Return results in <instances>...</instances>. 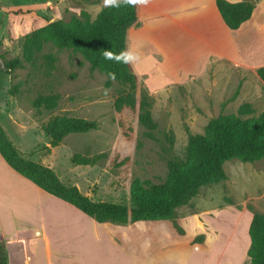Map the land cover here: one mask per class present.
<instances>
[{
    "label": "rangeland",
    "instance_id": "1",
    "mask_svg": "<svg viewBox=\"0 0 264 264\" xmlns=\"http://www.w3.org/2000/svg\"><path fill=\"white\" fill-rule=\"evenodd\" d=\"M101 3L102 0H0V125L27 159L53 168L67 185L78 186L96 201L131 206L133 180H165L168 160L184 156L189 131L202 133L211 118L237 113L246 102L253 105L252 115L264 112V82L253 70L244 77L241 70H236L230 79L223 77L217 83L214 77L205 82L192 77L194 72L178 71L163 79L154 76L153 84L159 83L161 89L154 93L140 79L136 108L117 110L116 98L130 86L118 80L108 85V76L99 69L92 70L81 52L58 48L49 41L31 61L26 60L24 40L44 26L47 18L69 23L74 16L84 19L82 11H86L93 21ZM15 58H20L22 65L10 69L9 63ZM142 91L149 96L158 124L152 136L138 119ZM53 93L60 95L54 109L34 106L36 97ZM56 115L96 120L99 127L69 133L59 145L52 146L42 125ZM76 153L97 157V161L75 164L72 156ZM224 168L226 179L204 185L187 204L176 208L172 217L109 221V232L137 258L136 264H213L215 258L206 255L200 245L214 247L220 264H248L250 222L255 213L264 212V159L249 162L233 158L225 162ZM0 174L10 179L5 170ZM19 177L0 182V225L7 229L23 227V217H33L38 207L31 200L29 207L33 211L25 213L28 203L23 201L27 195L19 189ZM59 236L67 240L66 248L75 244L70 240V229H63L56 234ZM199 236L203 241L194 244L196 247L175 250ZM8 251L10 264H20V242L11 244ZM172 251L175 263L168 260ZM71 252L73 257L81 256V264L86 263L84 255L89 258L90 254L77 248Z\"/></svg>",
    "mask_w": 264,
    "mask_h": 264
},
{
    "label": "trees",
    "instance_id": "2",
    "mask_svg": "<svg viewBox=\"0 0 264 264\" xmlns=\"http://www.w3.org/2000/svg\"><path fill=\"white\" fill-rule=\"evenodd\" d=\"M225 23L231 29H238L253 15L256 3L244 0L231 2L216 0ZM83 18L74 16L69 23L60 19L47 18L44 26L32 31L24 40L23 55L31 61L36 52L41 51L45 43L51 41L58 48H72L81 52L91 65L107 76L115 73V80L128 84L130 90L120 94L115 107L121 110L125 106L136 108V89L139 81L133 66L116 64L102 57L104 49L118 52L127 48V35L131 27L138 25V9L133 7L105 8L96 19L82 11ZM53 59V56H49ZM22 65L20 58L9 63L10 69ZM2 62L0 59V69ZM264 82V65L257 69ZM109 78V77H108ZM108 80V85H111ZM60 95H39L33 101L37 109H54ZM139 122L146 127L148 135L158 127L152 113L151 101L145 91L139 101ZM251 103H243L237 113L220 114L209 120L202 133L188 132V141L184 156H173L168 160V175L161 182L150 179L133 180L130 188L131 206L124 203L96 201L85 195L78 186L67 185L56 171L44 164L27 159L11 142L0 125V154L19 174L35 185L80 209L96 221L127 222L145 219H164L173 216L176 208L187 204L204 185L219 183L226 179L225 162L238 158L254 162L264 159V112L252 115ZM99 127L96 120L56 115L42 125V129L52 146H57L69 133H83ZM169 136L173 139V132ZM97 157L88 158L79 153L72 156L75 164H94ZM182 233V230H180ZM250 247L248 264H264V212L255 213L249 226ZM202 236L196 241H201ZM0 264H8V255L0 245Z\"/></svg>",
    "mask_w": 264,
    "mask_h": 264
},
{
    "label": "crops",
    "instance_id": "3",
    "mask_svg": "<svg viewBox=\"0 0 264 264\" xmlns=\"http://www.w3.org/2000/svg\"><path fill=\"white\" fill-rule=\"evenodd\" d=\"M252 2L256 3L252 17L235 30L225 23L216 0H153L146 8L137 7L138 25L128 31L127 48L141 54V60L133 66L139 80L154 93L161 90L159 83L153 84L154 76L163 79L178 71L194 72L192 77L205 82L214 77V83L223 77L230 79L236 70H241L243 77L248 70L257 73L264 65V0ZM2 158L0 172L5 170L10 179L0 174V182L22 177L17 179L22 183L19 189L27 195V200L23 201L28 203L24 206L25 213L33 211L29 207L31 200L38 205L33 217H23V227L7 229L0 225V245L7 252L8 264V249L16 242H20V264H77L78 261L81 264V256L73 257L71 252L76 248L90 251L89 258L83 257L85 264L137 263V258L109 232L107 222H98L74 205L47 193ZM58 214L60 217H56ZM63 229L73 231L74 237L70 240L75 244L72 247L66 248L67 240L56 237ZM197 238L175 250L196 247L194 244L203 241V238L196 241ZM200 246L206 255L215 258L213 264H220L214 247ZM172 254L173 251L168 260L175 263L171 260Z\"/></svg>",
    "mask_w": 264,
    "mask_h": 264
},
{
    "label": "clouds",
    "instance_id": "4",
    "mask_svg": "<svg viewBox=\"0 0 264 264\" xmlns=\"http://www.w3.org/2000/svg\"><path fill=\"white\" fill-rule=\"evenodd\" d=\"M153 0H102L100 6H97V14L103 11L105 8H121V7H133V8H146L151 5ZM102 57L106 61H112L116 64L134 66L141 60V54L138 50H134L131 47L121 49L118 52L110 49H104L102 51ZM109 79L115 80V73H108Z\"/></svg>",
    "mask_w": 264,
    "mask_h": 264
}]
</instances>
